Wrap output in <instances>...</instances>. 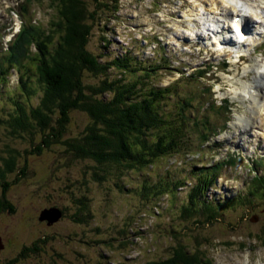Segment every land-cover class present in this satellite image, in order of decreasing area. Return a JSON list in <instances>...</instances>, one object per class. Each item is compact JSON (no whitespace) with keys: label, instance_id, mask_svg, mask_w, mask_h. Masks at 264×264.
Returning <instances> with one entry per match:
<instances>
[{"label":"rangeland","instance_id":"rangeland-1","mask_svg":"<svg viewBox=\"0 0 264 264\" xmlns=\"http://www.w3.org/2000/svg\"><path fill=\"white\" fill-rule=\"evenodd\" d=\"M93 3L86 1L89 10L95 9ZM257 4L253 3L255 14H263L264 9H258ZM237 5L243 10L242 17L251 14L245 2ZM117 6L115 14L95 10L88 49L103 55L102 60L128 51L148 66L150 84L175 85L177 95L160 106L171 114L183 110L188 117L186 132H182L187 139V153L176 152L156 160L152 169L144 170L146 175L127 170L121 177L124 190L115 188L112 180H94L93 162L64 151L61 139L36 153L34 147L42 133H13L6 120L10 113L15 114V101L24 107L28 103L37 105L41 89L36 84L39 93L30 95L24 103L25 96L18 87L21 70L9 69L3 79L0 76V158L6 156L7 149L16 150L18 173L24 170V174L16 180L14 174L0 178V200L7 184L4 197L13 207L12 212L0 211V264L2 259L21 255L23 248L31 246L38 249L27 251L22 264H145L165 257L178 243L198 250L213 264H264V199L258 194L255 199L245 198L255 171L264 177V111L254 115L249 108L251 98L242 96L249 85L256 83L259 65L255 61L264 62V40L258 46H242L249 49L250 55L240 51L242 58L237 62L235 55L240 48L233 37V41L224 43L205 35L208 32L210 36L215 27L207 7L200 6L198 0H117ZM224 8L210 11L218 14ZM53 14L50 0H0V60L10 47L7 42L19 30L21 19L38 24V29L47 28ZM219 26L226 27L221 23ZM102 36L109 41L107 49L101 47ZM29 50L35 51L34 44ZM24 64L30 74L32 63L28 60ZM189 74L193 77H187ZM118 76L115 69H109L106 75L108 79ZM92 79L93 75L84 76L85 82ZM207 101L213 106L200 112L189 109L193 104L199 109ZM258 101L262 106L264 96ZM213 111L227 121L224 126L205 131L208 126L203 116L215 122ZM244 118L256 122L247 126ZM87 123L84 112L73 110L63 138L77 136ZM207 168H214L216 177L205 196L216 211L183 216L180 207L198 179L194 173L202 178L199 174ZM146 177L153 183L157 177L167 182H186L167 193L145 197L139 194L137 184ZM82 197L91 213L85 223L72 217L77 208L74 201ZM48 207L64 212L52 225L38 220L39 212ZM209 216L212 220L207 223Z\"/></svg>","mask_w":264,"mask_h":264},{"label":"trees","instance_id":"trees-1","mask_svg":"<svg viewBox=\"0 0 264 264\" xmlns=\"http://www.w3.org/2000/svg\"><path fill=\"white\" fill-rule=\"evenodd\" d=\"M50 1L53 2L54 14L48 20V27L38 29V24H30L29 19H21L19 30L7 42L10 47L5 49L4 57L0 60L2 79L9 69L21 70L18 87L25 96L24 103L29 100L30 95L39 93V89L35 90L36 84L41 89L35 106L28 103L24 107L17 101L14 102L15 114L10 113L6 120L11 125L12 132L22 130L33 134V130L40 131L42 138L34 147L36 153L61 139L64 151L73 157L86 158L93 162L91 177L94 180H112L113 186L121 190L125 189V184H121V177L127 170L134 169V172L146 175L144 170L152 169L156 160L176 152L186 155L187 146L184 141L187 139L182 132H186L188 117L183 110L171 114L163 112L160 106L173 95H177L175 85L156 87L150 84L148 66L138 62L128 51L126 54L115 55L111 60H102L103 55L88 49L92 21L97 13L95 10L113 11L115 14L117 0H92L95 6L92 10L87 7V0ZM101 42V47L107 49L108 39L102 36ZM32 44L35 46L33 52L29 50ZM28 60L32 63L33 71L30 74L27 64H24ZM109 69L117 70L118 78L108 79L106 75ZM158 69L152 68L156 71ZM86 74L93 75V79L85 82ZM136 75L141 76V79ZM187 77L193 76L189 74ZM103 94L109 96L103 98ZM212 106L207 101L199 109L195 104L190 105L189 109L200 112ZM73 110L84 112L88 123L77 136L63 138ZM214 114L215 122L209 121L206 115L203 116L208 126L205 131L215 130L216 126H224L222 124L226 123L225 116H219L216 112ZM17 155L16 150L7 149L6 156L0 158V178H4L6 174H14L13 180H16L24 174V170L18 173ZM207 171L210 172L206 174ZM194 174L199 180L197 179L186 196V202L180 207L183 216L193 215L195 212L200 216L216 211L205 196L206 189L216 177L215 169L207 168L199 174L202 178ZM184 182L185 180L167 182L157 177L153 183L146 177L137 185L141 196L146 197L152 193L151 197H155L171 191V188L181 187ZM84 183L82 181V185ZM5 186L7 184L2 189L0 211L12 212L11 203L4 197ZM248 188L246 199L258 198L257 194L264 199V177L256 174V171L249 180ZM74 203L77 207L72 215L74 221L88 222L91 213L85 197L75 199ZM210 220V216L206 218L207 223ZM128 229L131 233V226ZM125 233L127 232L122 231V234ZM125 242L126 240L123 244ZM37 249L36 246L25 247L20 252L21 255L13 256L9 260L2 259V264H22L21 259L28 257L25 253ZM145 264L213 262L198 250L192 251L178 243L165 257L152 259Z\"/></svg>","mask_w":264,"mask_h":264},{"label":"bare ground","instance_id":"bare-ground-1","mask_svg":"<svg viewBox=\"0 0 264 264\" xmlns=\"http://www.w3.org/2000/svg\"><path fill=\"white\" fill-rule=\"evenodd\" d=\"M239 1L245 2V4L248 7L249 13L251 14H249V16L247 14L244 17L241 16L240 18L234 19L233 17L240 16L243 12L242 9L238 8L239 5L237 4L239 3ZM247 1H248V4H247ZM247 1L246 0H198V2L200 3V6L204 5L207 7V13L209 17L212 19V21L214 22L213 26L215 27V29L212 31L211 35L209 36L208 32H205V35L209 39H213L218 42H224V43L230 42V40H227V39L223 40V39L227 37H233L235 40L234 41L235 46L240 48V50L237 51L238 54L235 55L236 58L240 56L239 54L241 53L240 51L243 52L242 55H250L248 48L254 45L258 46L264 40V13L263 14L259 13L258 15H256L257 11L255 10L253 6V3L256 2L258 3L257 8L263 10L264 0H247ZM225 3L228 6L225 5ZM223 6H225L223 11H218V14L212 13L214 11L221 10ZM254 15H256L259 18H262L263 20L256 18ZM219 23H221L222 25H226V27L224 28L223 26H221V28L218 29V27H220ZM253 32H255L254 35H253ZM244 45H246L248 48L242 49L241 47ZM255 62L259 65L257 66V70H256V73H257L256 80H255L256 83L254 85H249L248 90L245 89L244 91L245 93L243 95L241 94L244 98H247V99L251 98V103L249 102L250 103L249 108H250V111H252L254 115L258 114L259 112L262 113V111H264V104L262 103V106L261 104H258L259 96L260 97L264 96V93H263V90H264V62L262 63H259L257 61ZM244 72L247 73L249 72V70H245ZM230 81L233 82V80H230ZM234 81L238 82L237 79ZM255 119H257V116L255 117ZM239 120H242V119L240 118ZM244 120L246 121L247 126H249L250 123L252 124L256 122V120L254 119L250 120V119L244 118ZM256 124H258V122ZM238 126L236 128H240Z\"/></svg>","mask_w":264,"mask_h":264},{"label":"water","instance_id":"water-1","mask_svg":"<svg viewBox=\"0 0 264 264\" xmlns=\"http://www.w3.org/2000/svg\"><path fill=\"white\" fill-rule=\"evenodd\" d=\"M63 210L59 209L58 207H48L43 208L38 215L39 221H46L47 225H52L58 222L61 217L63 216ZM1 248V244H0Z\"/></svg>","mask_w":264,"mask_h":264}]
</instances>
